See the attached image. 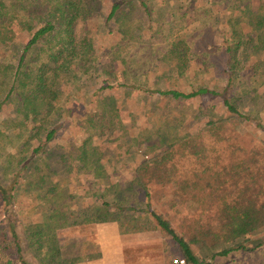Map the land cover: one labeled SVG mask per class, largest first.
I'll return each mask as SVG.
<instances>
[{"label":"trees","instance_id":"1","mask_svg":"<svg viewBox=\"0 0 264 264\" xmlns=\"http://www.w3.org/2000/svg\"><path fill=\"white\" fill-rule=\"evenodd\" d=\"M221 2L226 9L218 10L211 31L222 39V45L218 55L211 53L213 59L203 51L198 57L202 68L195 71L198 77L202 72H218L227 80L225 87L212 88L199 82L190 91L149 89L143 83L130 82L131 74L125 68L120 75L123 87L171 96L166 97L169 100L218 97L227 115L208 121L200 132H189L174 140L159 129L161 150L153 153L156 139L148 140L150 155L137 167L135 178L124 185L111 182L103 164V151L91 138L84 141L83 147L73 142L60 148L52 145L63 127L71 124L67 121L69 115H65L70 111L59 105V87L74 68L89 63L92 55L88 51L89 40L77 39L75 24L92 14L96 0H0V110L8 105L19 116L17 120L7 119L0 128V150L7 145L11 149L4 156L9 182L0 180V199L4 203L0 259H6L0 264H32L26 259L27 241L40 254L41 264L77 262L78 258L63 257L57 231L83 224L117 222L121 233L160 230L179 246L186 264H209L248 250L251 238L264 232V166L259 162L264 156L257 148L243 158L235 154L229 165H207L191 177L178 176V159H209L204 133L219 142L229 141L235 139L236 127L248 121L264 131L263 122L244 114L231 98L235 97L231 96L235 87L247 86L244 78L248 72L257 81L259 72L264 73L261 63H250L264 52V0H259L256 8L252 0ZM137 3L151 14L153 8L146 0H113L108 20L117 22ZM16 27L29 34L25 42L15 40ZM123 31L128 36L132 33L129 29ZM185 44V40L177 43L166 56L180 60L177 69L181 74L189 70ZM8 48L14 52L9 54ZM108 68L112 67L106 65ZM107 103L97 101L104 113H114L116 107ZM104 113H91L77 125L105 132L114 121ZM241 145L235 144V150L246 149ZM82 172L92 178L93 184L105 186L101 194L87 191L100 200L94 205L82 202L70 185L73 176ZM168 187L173 189V196L196 204L193 212L179 217L178 225L175 215L177 220L179 209L171 216L155 206V202L161 204L165 198L172 200L168 201L169 209L177 206L173 198L166 196ZM21 192L34 195L38 202L33 211L37 218L27 227L26 240L17 228Z\"/></svg>","mask_w":264,"mask_h":264},{"label":"rangeland","instance_id":"2","mask_svg":"<svg viewBox=\"0 0 264 264\" xmlns=\"http://www.w3.org/2000/svg\"><path fill=\"white\" fill-rule=\"evenodd\" d=\"M112 1L96 0L92 14L76 21V37L80 41L86 38L89 40L88 51L90 50L92 55L89 63L86 62L83 68H74L73 76L72 74L66 76L59 87V97L62 99L59 105L70 111L64 114L69 115L67 121L71 124L63 127L52 145L60 148L73 142L77 147H83L84 141L91 138L92 142L100 146L103 151V164L112 180L109 181L114 183L120 181L126 185L135 178L137 167L148 157L150 151L148 140L156 139L153 143H156L154 145L157 148L152 151L153 153L161 150L162 138L159 139V129H162L164 134L170 137L169 139L174 140L176 137L182 138L186 133L204 130L208 121L226 116L227 112L221 106L218 97L203 96L178 101L166 98L171 96H160L137 88L123 87L120 72L124 68L127 69L131 74L130 82H135L137 85L143 83L149 89L190 91L191 86H197L199 82L212 88L225 87L227 80L221 78L218 72L213 70L202 72L198 77L195 70L202 64L198 57L203 51L211 55L212 59L215 58L211 54L213 51L218 55L217 51L222 45V39L212 33L211 29L217 22L215 18L219 16L218 10L226 7L223 2H221L223 5L220 3V0H146L153 8L150 15L137 3L127 9L116 22L108 20ZM258 1L252 0L255 8ZM125 29H129L132 33L129 36L124 34ZM16 32L18 35L15 40L18 43L25 42L29 34L17 27ZM182 40L187 41L185 47L188 51L186 57L189 70L185 74H181L177 69L180 60L166 58ZM7 52L12 54L14 50L8 48ZM253 62L261 63L260 69L264 71V52L250 63ZM106 65L112 68L105 69ZM258 76L257 81L256 77L251 78V72H248L244 78L247 86L235 87L231 93V96L235 95V97L231 98L244 114L258 118L264 125V73L259 72ZM240 78L242 79V76ZM97 101L103 104L110 102L116 110L111 114L104 113L99 109ZM94 112L104 113L107 117L112 116L114 124L111 127L107 126L105 132L100 128L81 129L77 122L85 120ZM17 118L19 116L13 113L12 107L4 105L0 110V128L7 119L17 120ZM234 135L235 139L219 142L208 133H204L209 159L197 160L192 156L178 159L179 178L191 177L196 170H202L207 165L210 167L229 165L235 154L243 158L247 152L256 151L255 148L264 156V131L261 126L248 121L237 126ZM235 144H243L241 146L246 149L235 150L238 148ZM9 151L11 149L8 145L0 150L2 153L0 180H5L7 177H5L4 156ZM259 162L264 166V157H260ZM91 179L87 173L82 172L75 174L70 184L73 192L86 205H94L95 202L100 201L98 197L92 196V192L88 193V190L98 191L101 194L105 187L101 186L102 184L99 187V183L93 184ZM171 190L173 189L170 187L165 189L166 196L173 198L177 206L169 209L168 201L172 200L167 198L163 199L161 204L155 202V206L171 216H174L179 209L177 220L175 215V225H178L179 217L193 212L196 204L173 196ZM263 191L264 188L261 191L264 198ZM109 199H112V196ZM19 203L21 211L17 228L26 240L27 227L37 218L33 211L38 202L34 195L21 192ZM3 205L0 199V222L4 219ZM98 224L100 223L59 229L57 238L62 251L64 250L62 255L67 253L68 256L73 255L80 251L79 244L84 240L96 238ZM121 234H124L125 239L123 252L118 248L119 250L115 252L110 250L108 255H118V257L123 255L125 264H175V259L183 257L179 246L160 230ZM24 246L27 247V261L41 264L40 254L36 253L35 247L28 241ZM248 247V250L234 252L228 257H220L209 264H264V232L253 236L248 242ZM75 258L72 256L67 259ZM3 260L0 259L1 262Z\"/></svg>","mask_w":264,"mask_h":264},{"label":"crops","instance_id":"3","mask_svg":"<svg viewBox=\"0 0 264 264\" xmlns=\"http://www.w3.org/2000/svg\"><path fill=\"white\" fill-rule=\"evenodd\" d=\"M119 229L116 222L100 223L96 238L84 240L79 244L81 246L79 247L80 251L73 253V255L68 256V253L63 255L65 258L72 256L78 258V261L73 264H125L123 255L120 257L108 255L110 250L115 252L121 249L123 252L125 239L124 234H121ZM91 254H96V256H91Z\"/></svg>","mask_w":264,"mask_h":264},{"label":"built area","instance_id":"4","mask_svg":"<svg viewBox=\"0 0 264 264\" xmlns=\"http://www.w3.org/2000/svg\"><path fill=\"white\" fill-rule=\"evenodd\" d=\"M175 264H186L185 260L182 258H177L174 260Z\"/></svg>","mask_w":264,"mask_h":264}]
</instances>
